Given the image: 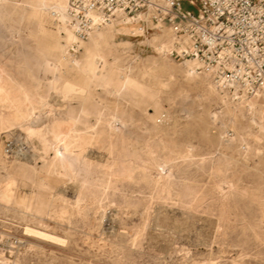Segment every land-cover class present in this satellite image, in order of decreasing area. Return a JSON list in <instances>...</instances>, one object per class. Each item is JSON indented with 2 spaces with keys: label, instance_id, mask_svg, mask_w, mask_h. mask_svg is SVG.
Segmentation results:
<instances>
[{
  "label": "rangeland",
  "instance_id": "374dc122",
  "mask_svg": "<svg viewBox=\"0 0 264 264\" xmlns=\"http://www.w3.org/2000/svg\"><path fill=\"white\" fill-rule=\"evenodd\" d=\"M28 1L0 0V76L29 82L49 104L14 124L0 118V264H264V102L230 99L201 69L188 76L170 31L143 14L119 19L106 40L74 28L73 42L51 3ZM89 65L102 78H87ZM127 79L153 97L118 86ZM51 109L76 117L63 141L81 156L67 171L53 163L51 134L45 147L26 128L47 130Z\"/></svg>",
  "mask_w": 264,
  "mask_h": 264
},
{
  "label": "built area",
  "instance_id": "2783aa9c",
  "mask_svg": "<svg viewBox=\"0 0 264 264\" xmlns=\"http://www.w3.org/2000/svg\"><path fill=\"white\" fill-rule=\"evenodd\" d=\"M68 11L82 39L115 11L142 13L171 31V57L195 60L234 101H264V0H68Z\"/></svg>",
  "mask_w": 264,
  "mask_h": 264
},
{
  "label": "bare ground",
  "instance_id": "6f19581e",
  "mask_svg": "<svg viewBox=\"0 0 264 264\" xmlns=\"http://www.w3.org/2000/svg\"><path fill=\"white\" fill-rule=\"evenodd\" d=\"M4 1V0H3ZM28 1V0H27ZM32 5H34L35 7H40L42 5H45L47 3H51L53 5V7L56 9V11L58 12L59 16L64 20V23H65V28H66V36L68 37L69 40L71 41H76L77 40V35L75 33V29H74V26L72 24V20H71V16L69 14V11H68V0H30ZM26 2V0H25ZM29 2V1H28ZM23 6V5H22ZM25 6V5H24ZM28 6V5H27ZM3 8V7H2ZM27 8V7H26ZM24 9V8H23ZM29 9V8H28ZM4 10V9H3ZM14 10V8H13ZM34 10V9H33ZM33 10H26L27 14H32V13H37L36 11V8H35V11ZM8 11V10H7ZM25 11V9H24ZM24 11L23 14H24ZM19 12V10H18ZM21 12V13H22ZM7 13V12H6ZM12 13V12H11ZM3 14V13H2ZM10 14V13H9ZM23 14H22V18H23ZM142 13L136 15V16H141ZM18 16V15H17ZM30 16V15H29ZM135 16V15H134ZM20 17V18H21ZM97 18V15L95 16ZM6 18V17H5ZM37 19V18H36ZM119 19H121L123 22L126 23H129L132 21V19H134V17H130V15H127V14H124L123 12L121 11H115L114 12V17L112 18V20L110 22L107 23L106 26L102 25V26H96L94 27L93 29H96V28H99V29H96V39H102V40H106L108 39L109 37L111 36H114L119 30H121L120 28H118V26L116 25L117 21H119ZM137 19V18H136ZM1 20V19H0ZM142 20V19H141ZM144 20V18H143ZM134 21V20H133ZM142 22V21H141ZM104 26V27H103ZM102 27V28H101ZM108 27V28H107ZM126 27V26H125ZM106 28V29H105ZM127 30L129 31L130 28L126 27ZM92 29V30H93ZM135 31V30H134ZM131 32V31H129ZM133 32V31H132ZM136 33V32H134ZM91 34V33H90ZM164 34V33H163ZM170 34H171V44H170V48H169V53H170V49L172 48L173 46V42H174V39H173V35L170 31ZM168 35V34H167ZM166 35V36H167ZM17 36V35H16ZM90 38V36H89ZM167 38V37H166ZM94 39V38H93ZM92 39V41H93ZM165 39V38H164ZM67 42V41H66ZM69 43V42H68ZM167 43V42H166ZM64 47H65V44H63ZM104 45V44H103ZM161 45V44H160ZM68 46V45H67ZM107 46V45H106ZM159 46V45H158ZM157 46V47H158ZM164 46V45H163ZM112 48V47H111ZM162 48V47H161ZM60 49L61 46H60ZM64 49V48H63ZM103 49V48H102ZM165 49V48H164ZM42 50V49H41ZM44 50V49H43ZM42 50V51H43ZM68 51V50H67ZM167 51V50H166ZM96 53H97V56L100 58V60L102 59L103 61V55L100 53V50L96 48ZM47 54V53H46ZM40 55V54H39ZM42 55H44L42 53ZM41 55V56H42ZM61 56V55H60ZM71 56V55H69ZM45 57V56H44ZM43 57V58H44ZM105 57V56H104ZM46 58V57H45ZM67 59V58H66ZM69 59V58H68ZM67 59V60H68ZM47 60V59H46ZM45 60V61H46ZM49 60V59H48ZM56 61V60H55ZM63 61V60H62ZM108 61V60H107ZM116 61V60H114ZM187 61L186 63V69L184 70L185 73L187 72L188 76H200L201 74V71L199 69V64L195 61V60H185ZM112 62V61H111ZM117 62V61H116ZM116 62H113V63H116ZM44 63V62H43ZM51 63V62H50ZM55 63V62H53ZM110 63V62H109ZM40 64V63H39ZM46 64V63H45ZM159 64V63H158ZM41 65V64H40ZM55 65V64H53ZM51 65V66H53ZM108 65V64H107ZM112 65V64H111ZM42 66V65H41ZM50 66V65H49ZM48 66V67H49ZM109 66V65H108ZM178 66V65H177ZM184 66V65H183ZM22 69L24 70H27L26 68V65L24 63H21L20 62V66ZM47 67V68H48ZM107 67V66H106ZM168 65L166 63H164L163 61L160 62L159 66H158V71H166L168 70L167 69ZM54 68V67H53ZM55 68H57L55 66ZM96 67H93L91 65H89L87 67V69H84L86 71V77L89 78L90 80L92 79H95V78H102L103 76V71L102 72H98L95 70ZM110 68V66H109ZM49 69V68H48ZM111 69V68H110ZM53 70V69H51ZM115 70V69H114ZM0 71L4 72L5 70L3 68L0 67ZM106 71V70H105ZM104 71V72H105ZM110 71V70H109ZM202 72L205 74L204 76V79L205 78H208L207 76H210L209 73H207L206 71L202 70ZM159 73V72H157ZM156 74V72H155ZM161 74V73H160ZM186 75V74H185ZM1 77V76H0ZM130 77V76H129ZM3 80L0 81V104L1 106H5L7 107L8 109L10 108L11 109V112H9L8 114L6 113H1L0 112V118L2 120V123L4 125H7L6 123H15V122H19V121H22V120H27L31 117L32 115V110L36 107H41V110H42V107L46 106L49 104V102L47 101L45 95H43V93H41L40 91L32 88V85H30V83L24 81V80H19V79H16L14 76H11V75H4V77L2 76L1 77ZM59 78V77H58ZM112 78V77H111ZM211 78V77H210ZM209 78V79H210ZM137 79V78H136ZM108 80V79H107ZM138 80V79H137ZM199 80V79H198ZM207 80V79H205ZM101 81V80H100ZM106 80L104 79V82ZM123 81V80H122ZM197 81V80H196ZM113 82V81H112ZM158 82V81H157ZM200 82V81H198ZM98 83V82H97ZM203 83V82H202ZM201 83V84H202ZM52 84V83H51ZM96 84V83H95ZM99 84L102 85V83L99 82ZM107 84V83H106ZM125 84V85H124ZM159 84H165V83H162L161 82H158V85ZM104 85V84H103ZM124 85V87L126 85H133L135 86L137 89L139 88L141 90V93L142 94H146L148 96H152L151 94V91L149 92L140 82L136 81V80H132V79H127L125 82H123L122 84L119 82L118 83V86L122 87ZM214 85V84H213ZM160 86V85H159ZM211 86V84H210ZM215 86V85H214ZM213 86V87H214ZM132 87V86H131ZM204 87V86H203ZM123 88V87H122ZM134 88V87H133ZM133 88H131L132 90H134ZM118 89V88H117ZM128 89V88H127ZM126 89V90H127ZM130 89V90H131ZM136 89V90H137ZM119 90V89H118ZM209 90V89H208ZM215 90V89H214ZM138 91V90H137ZM155 91V90H154ZM207 91V90H206ZM116 92V91H115ZM122 92V91H121ZM208 92V91H207ZM118 93V92H117ZM157 93V92H156ZM225 95V94H224ZM144 96V95H143ZM142 96V97H143ZM148 96H146L148 98ZM153 97V96H152ZM146 98V99H147ZM150 98V97H149ZM226 98V96H225ZM221 99H222V96H221ZM228 99V98H227ZM226 99V100H227ZM247 100V99H246ZM225 101V100H224ZM249 102V101H248ZM264 102V101H263ZM227 104V103H226ZM251 104V103H250ZM249 104V105H250ZM253 104V103H252ZM260 104V102H259ZM52 106V104H50ZM256 105V103H255ZM263 105V104H262ZM228 106V105H227ZM234 107V105H232ZM49 107V106H47ZM231 107V106H230ZM256 107V106H255ZM258 107V106H257ZM256 107V108H257ZM60 108V107H59ZM247 108V107H246ZM249 108V107H248ZM46 109V108H45ZM49 109V108H48ZM53 109V108H52ZM50 110V112H47L49 113V117L51 118L50 119V124L46 125L47 127V130H39V129H36L34 127H32L31 125H29L27 128V131H28V134L29 135H38L41 139H42V142L43 144L45 145V147H48V143L46 142V139H47V133L51 134L52 136V140H53V143H52V147L55 151V156H54V160H53V163L54 165L56 166H61L63 168H66V171L67 169H69L72 165V159L73 158H78L79 155H75L73 154L74 156L70 155L69 152H70V148L67 147V145H65L63 139L65 137V135L67 134V131L68 130H72L73 129V126L74 124L76 123V117L72 116V115H67V116H61V115H57L54 110ZM229 109V107H228ZM258 110V109H257ZM263 110V109H262ZM228 111V110H226ZM247 111V110H246ZM255 111V110H254ZM43 112V111H42ZM256 112V111H255ZM40 113V112H39ZM64 113V112H63ZM67 114V113H66ZM73 114V113H72ZM39 115V114H38ZM47 116V114H45ZM240 114H238L239 116ZM251 116V114H250ZM257 116V115H256ZM261 116V115H260ZM123 117V116H122ZM33 118V117H32ZM121 118V117H120ZM35 119V118H34ZM37 119V118H36ZM35 119V120H36ZM117 119V118H116ZM0 120V121H1ZM32 120V119H31ZM251 120V118L249 119ZM259 120V119H258ZM257 120V121H258ZM34 121V120H33ZM39 121V120H38ZM255 121V120H254ZM262 121V120H261ZM264 121V120H263ZM230 122V121H229ZM253 122V121H252ZM33 123V122H32ZM238 123V122H237ZM243 123V122H242ZM240 122V124H242ZM17 124V123H16ZM120 124L121 125H124L125 122L121 119L120 120ZM176 124V122H175ZM234 124V122H233ZM255 124H257L258 126L262 127L264 126V122L261 123V122H256ZM2 125V124H1ZM0 125V126H1ZM115 125V124H114ZM111 126V125H110ZM4 127V126H3ZM8 127V126H7ZM248 127V125H247ZM44 129V128H43ZM76 129V128H75ZM90 129V128H89ZM264 129V128H262ZM243 130V129H242ZM261 130V129H260ZM150 131V130H149ZM74 132V131H73ZM258 132V131H257ZM260 132V131H259ZM97 133V132H96ZM79 134V133H78ZM86 134V133H85ZM204 134V133H203ZM254 134V133H253ZM262 134V133H261ZM88 135V134H87ZM264 135V132L263 134ZM237 136V135H236ZM255 136V135H254ZM78 137V136H77ZM36 138V137H35ZM79 138V137H78ZM31 139V138H30ZM90 138L86 135H82L81 136V140H78L80 141V145H84V143H86ZM230 139V138H229ZM257 139V137H256ZM261 139V138H260ZM37 142V140H35ZM97 141V140H96ZM233 141V140H232ZM76 142V141H75ZM89 143V141H88ZM87 143V144H88ZM133 143V142H132ZM138 143V142H137ZM140 143V142H139ZM162 143V142H161ZM141 144V143H140ZM74 146H76L74 144ZM89 146V145H88ZM77 147V146H76ZM80 147H83V146H80ZM86 147V146H85ZM134 147V146H133ZM139 147V146H137ZM84 148V147H83ZM88 148V147H87ZM47 149V148H46ZM75 149H78L74 147V151H76ZM73 150V149H72ZM81 150V149H80ZM83 150V149H82ZM81 150V151H82ZM45 153V152H44ZM84 153V152H83ZM43 155V154H42ZM183 155V154H182ZM47 156V155H46ZM81 156V155H80ZM184 156V155H183ZM92 157V156H91ZM90 157V158H91ZM124 159V158H123ZM128 159V158H127ZM78 161V160H77ZM52 163V164H53ZM77 163V162H76ZM75 163V164H76ZM78 164H79V161H78ZM122 164H125L122 163ZM120 166V165H119ZM54 167V166H53ZM75 167V166H74ZM169 167V166H168ZM221 167V166H220ZM106 168V167H105ZM109 168V167H108ZM123 168V167H121ZM129 169V168H127ZM221 169V168H220ZM123 170V169H122ZM121 170V171H122ZM115 171V170H114ZM163 171V170H162ZM218 171V170H217ZM220 171V170H219ZM55 172V171H54ZM62 172V170H61ZM113 172V170H112ZM71 173V172H70ZM117 173V171L115 172ZM220 173V172H219ZM71 175V174H70ZM131 176V175H130ZM160 176V175H159ZM234 176V175H233ZM70 177V176H69ZM130 178V177H129ZM132 178V177H131ZM183 180V179H182ZM221 181V180H220ZM191 182V181H190ZM223 182V181H222ZM233 182V181H232ZM227 183V182H226ZM237 183V182H236ZM6 184V183H4ZM223 184V183H222ZM232 184V183H231ZM8 185V184H7ZM218 185V184H217ZM220 185V184H219ZM227 185V184H225ZM233 185V184H232ZM9 186V185H8ZM14 186V185H13ZM162 186V185H161ZM227 187V186H225ZM233 187V186H232ZM235 187V186H234ZM8 188V187H7ZM86 188V187H85ZM164 188V187H163ZM221 188V187H220ZM223 188V187H222ZM81 190V189H80ZM12 192V191H11ZM222 192H223V189H222ZM226 192V191H225ZM2 197L4 199H8L10 196V192H8V189H5L4 192L2 193ZM192 203V202H191ZM190 206V205H189ZM157 210V209H156ZM160 213V211H159ZM105 218V217H104ZM133 218V217H132ZM154 220V218H153ZM161 220V219H160ZM156 221V220H155ZM158 226V225H157ZM175 226V225H174ZM155 227V226H154ZM171 227V226H170ZM177 227V226H176ZM165 228V227H164ZM27 231L29 232H32V233H35L36 235H39L40 237H45V238H49V239H53V240H60L62 241V239L59 237V236H56V235H53L49 232H46L44 230H40V229H33L32 227L31 228H26ZM26 231V230H25ZM24 231V232H25ZM142 233V232H141ZM163 238V237H162ZM201 242V241H200ZM56 245V244H55ZM18 250V249H17ZM41 259V258H40ZM41 261V260H40ZM166 263V262H165ZM193 264V263H192Z\"/></svg>",
  "mask_w": 264,
  "mask_h": 264
}]
</instances>
